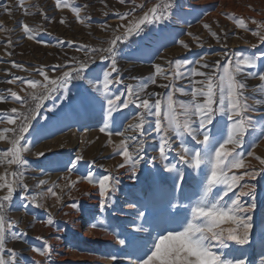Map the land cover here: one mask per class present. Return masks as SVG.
I'll return each instance as SVG.
<instances>
[{"label": "rangeland", "instance_id": "1", "mask_svg": "<svg viewBox=\"0 0 264 264\" xmlns=\"http://www.w3.org/2000/svg\"><path fill=\"white\" fill-rule=\"evenodd\" d=\"M19 2L0 0V25L4 27V30H0V95L8 97L6 102L0 103V112L5 113H10L12 108L25 111L27 106L33 104L29 100V105L22 107L21 102L11 98L8 89L22 97H27L31 92L43 94L39 86L31 89L19 80L13 84L7 81L22 77L47 83L40 75L41 70L48 74L50 80L59 78L63 71L75 67L76 61H87L89 56L94 55L89 49L107 48L110 40L121 35L125 31L124 26L133 19L129 16L122 20V16L131 11L135 17H141L159 0H135V3L133 0H124V3L120 0H69L72 6L81 8L83 23L77 19L71 7L57 8V0H24L28 14L18 6ZM165 2L172 4L168 19L144 25L139 35H131L117 42L119 74L113 73V78L119 75L123 83L111 86L114 95L123 94L121 99L124 100L127 98L126 86L131 84L138 88L141 83L149 85L143 96L146 97L148 93L163 95L168 89L159 85L168 81L157 76V83L152 84L151 78L155 75V65L160 64L167 70L168 61L174 65L176 60H189L193 62L188 65L189 68H198L199 65L195 63L198 60L210 65L216 61L223 64L226 57L242 53L259 57L261 68H264V44L252 34L258 29L259 23H264V0ZM140 4H144V8H140ZM4 5L8 6L7 13ZM238 19L245 21L246 29L238 25ZM253 19L258 24H253ZM23 24L34 29L33 39L27 38L22 29ZM259 30L264 34V29ZM213 32L220 37L219 40L212 35ZM181 41L188 47L185 48ZM101 55L107 54H95V63L90 64L85 73L86 80L73 81L69 85L68 99L64 98L61 91H57L43 101L29 132L25 134L29 150L22 155L28 163L20 171L24 173L23 182L28 185L27 196H38V199L35 204H30L25 199V192L18 188L7 209L9 220L16 222L13 230L21 234V239L9 238L6 247L16 251L20 264H135L144 254L145 241L149 235L155 236L169 226L170 213L173 212L171 204H189L197 198L201 170H193L179 160V141L173 137L174 151L169 153L168 162L177 164L185 175V182L181 183L179 190L174 191L168 178L174 173L166 172L158 158L159 136L153 130L154 126L149 128L146 125L148 132L144 159L135 175L127 166L118 167L123 163V157L116 154L114 149L124 137L113 135L110 144L107 134L99 131L106 119L107 102L88 83L89 79H94L97 74L111 67V60L101 59ZM14 64L22 67L16 68ZM61 65L68 67H58ZM245 82L249 103L264 99L258 89L261 81L249 77ZM176 83L177 87L187 88L189 82L185 79ZM85 89L90 94L82 95ZM256 107L257 111L249 113L253 126L248 129L242 146L237 149L244 154V166L233 170L238 175L252 169L259 172L264 167L256 159L257 156L264 158V106ZM140 111L135 105H130L114 113V118L122 126L113 125L112 131H124L129 123H135L133 117ZM217 120L221 125L230 123L226 117L218 116ZM12 127L14 125L6 122L0 123V130ZM129 134L135 135L131 130L125 132V135ZM5 135L11 137L12 134ZM187 141L191 147L202 148L191 138H187ZM10 147L8 139L0 141V153ZM39 152L44 155L39 156ZM77 156H83V159L77 162ZM151 157L157 159L152 161ZM74 163L75 169L72 168ZM16 170V165L0 163V175L7 172L9 179L10 173ZM89 171L97 178L112 174L119 179V191L115 193L112 207L102 208L98 185L82 179ZM41 180L45 184L41 185ZM73 182L75 187L72 186ZM241 183L256 186L257 207L250 213L253 224L250 243L243 247L231 243L229 249L220 251L225 252L230 259H243L245 264H264V173L255 179L245 177ZM49 187H54L60 200L47 193ZM5 193L6 190H0V196ZM238 194L239 189H235L229 196L235 198ZM241 202L247 205L251 203V198L244 196ZM36 204L44 206L37 207ZM73 204L78 207L73 208ZM131 204L136 207H129ZM138 210L145 212L144 220L137 219ZM49 216L54 220L52 225L47 224ZM141 224L148 229L147 232L135 230L136 225ZM88 227L91 232L86 235ZM119 239H125L124 246L119 245ZM45 241H48V245H45ZM48 246L52 250L51 258L32 251ZM112 256L117 259L112 260Z\"/></svg>", "mask_w": 264, "mask_h": 264}, {"label": "snow or ice", "instance_id": "2", "mask_svg": "<svg viewBox=\"0 0 264 264\" xmlns=\"http://www.w3.org/2000/svg\"><path fill=\"white\" fill-rule=\"evenodd\" d=\"M120 2L124 3V0H120ZM18 6L24 8V0H20ZM56 7L61 9L71 7V11L83 23L80 17L81 8L72 6L69 0H57ZM139 7L144 8V4H140ZM171 8V3L159 0L141 17H135L131 11L126 13L121 17L122 20H126L129 16H132L133 19L124 26L125 31L121 35L110 40L107 48L89 49L88 51L94 55L89 56L87 61H76L75 67L63 71L57 79L50 80L48 74L41 70L40 75L44 77V81L47 83L26 80L22 77H15L7 81L9 84H13L19 80L31 89H36L39 86L43 94L37 95L35 92H31L27 97H22L12 89H8L11 98L21 102L22 107L29 105V100L33 104L27 106L25 111L12 108L10 113L0 112V123L6 122L14 125L12 128L0 130V141L8 139L11 144L9 149L0 153V163L17 166V170L10 173L11 179H9L7 172L0 175V190H6V193L0 196V264H20L16 251L11 247H6L9 238L12 240L21 239V234L13 230L16 222L10 221L7 217V209L14 194L19 188L25 192V199L30 204H35L38 199V196H27L28 185L23 182L24 173L20 171L28 163L22 155L29 150L25 134L29 132L32 121L43 106V101L51 98L52 94L57 91H61L64 98L68 99L69 85L73 81L86 80L85 73L90 64L95 63V54L101 53L107 54L101 55L100 58L110 59L111 67L108 71L97 74L94 79H89L88 83L107 102L106 119L103 120L104 126L99 131L107 134L110 144L113 135L124 137L114 149L116 154L123 157V163H120L118 167L125 168L127 166L133 175L138 171L145 154L147 125L149 128L154 126L153 130L159 136L158 158L166 172L174 173L168 177L173 184L174 191L179 190L181 183L185 182V175L177 167V164L168 162L169 153L174 151L172 147L173 137L179 141V160L189 165L193 170H201V178L197 182L199 189L197 198L191 200L189 204H171L173 212L170 213L169 226L161 229L155 236L149 235L145 241L144 254L136 260L135 264H245L243 259H230L225 252L220 250L229 249L231 243L241 247L248 245L253 229L250 213L257 207L256 186L241 183V181L245 177L255 179L256 176L264 173V167L259 172L252 169L239 175L233 170L244 166V154L237 149L242 146L248 129L253 126L252 117L249 113L257 111V105L264 106V99H255L249 103V97L245 94L248 90L245 81L251 77L261 81L258 89L260 94L264 96V68H261L259 63L260 58L241 53L231 58L226 57L223 64L216 61L210 65L198 60L195 62L199 65L198 68H189L188 65L193 63L189 60H176L174 65L172 61H168L169 68L167 70L160 64H156L155 75L151 78L152 84L157 83V76L168 81L159 85L161 88L168 89L163 95L161 93H148L146 97L143 96L142 94L146 92L149 86L147 83L139 84L138 88L131 84L127 85V98L124 100L121 99L123 94L114 95L111 91L112 85L123 83L119 79V75L113 78V73L119 74L116 60L117 42L127 39L131 35H139L144 30L142 27L144 25L163 22L168 19L171 15ZM4 11L6 13L9 11L7 5H4ZM24 11L25 14H28L27 8H24ZM63 22L61 21V23ZM236 22L241 28H247L243 19H238ZM251 22L258 24L254 19ZM205 27L209 26L205 25ZM22 29L28 39L34 38V29L30 28L28 24H23ZM259 29H264V23H259L258 29L252 34L258 36L260 43L264 44V34ZM0 30H4L3 25H0ZM212 35L216 36L217 40L220 39L215 32ZM180 43L185 48L188 47L183 41ZM204 59L202 58V60ZM13 66L22 67L19 64ZM58 67L65 68L68 66L61 65ZM182 69L185 70L182 71ZM200 69H208V71H201ZM247 69H256L257 71H246ZM195 77L201 79H195ZM185 79L189 82L188 87H177L176 82ZM88 94H90L88 89L82 93V95ZM180 97H188V99H181ZM7 99L8 97L0 95V103L6 102ZM130 105H135L141 110L133 117L135 123H129L124 131L113 132V125L122 126L120 121L114 118V113L127 109ZM218 116L226 117L230 123L221 125L220 121L217 120ZM262 118H264V114H262ZM225 129H227L226 132ZM129 130L135 135H125V132ZM5 133L12 135L7 137ZM199 137L203 138L198 139ZM187 138L196 141L202 145V148L197 149L189 146ZM229 145L232 147L229 148ZM38 155L43 156L44 153L39 152ZM249 155H253V153H249ZM82 159L83 156L76 158L77 162ZM150 159L155 161L157 157ZM256 159L261 165H264V158L257 156ZM72 168H76L75 163ZM82 179L87 180L89 184L98 185L99 194L102 197L100 203L102 208L112 207L115 193L119 191L120 181L117 177L109 174L97 178L93 172L89 171ZM40 184H45V181L41 180ZM72 186L75 187V182ZM54 187H49L47 193L60 200L61 197L54 191ZM235 189H239V194L232 198L229 193H234ZM244 196L250 197L251 203L247 205L242 203L241 198ZM36 206L43 207L44 205L36 204ZM72 207L77 208L78 206L73 204ZM129 207L135 208L136 205L131 204ZM144 217L145 212L138 210L137 219L144 220ZM53 223L54 220L49 216L47 224L52 225ZM133 223L135 224V221ZM135 230L137 232L148 231L142 224L136 225ZM118 243L124 246L126 241L119 239ZM45 245H48V241H45ZM32 251L51 258L50 246L34 248ZM111 259L116 260L117 257L112 256Z\"/></svg>", "mask_w": 264, "mask_h": 264}, {"label": "bare ground", "instance_id": "3", "mask_svg": "<svg viewBox=\"0 0 264 264\" xmlns=\"http://www.w3.org/2000/svg\"><path fill=\"white\" fill-rule=\"evenodd\" d=\"M88 229V231L86 232V235H88V233H90L91 232V228H87Z\"/></svg>", "mask_w": 264, "mask_h": 264}]
</instances>
